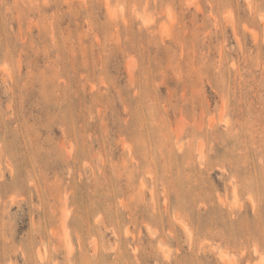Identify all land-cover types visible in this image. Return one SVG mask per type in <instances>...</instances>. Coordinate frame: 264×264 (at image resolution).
I'll use <instances>...</instances> for the list:
<instances>
[{
    "label": "rangeland",
    "instance_id": "obj_1",
    "mask_svg": "<svg viewBox=\"0 0 264 264\" xmlns=\"http://www.w3.org/2000/svg\"><path fill=\"white\" fill-rule=\"evenodd\" d=\"M0 264H264V0H0Z\"/></svg>",
    "mask_w": 264,
    "mask_h": 264
}]
</instances>
